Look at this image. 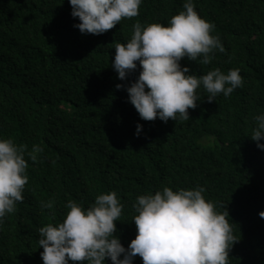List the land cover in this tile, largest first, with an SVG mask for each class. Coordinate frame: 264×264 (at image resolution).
I'll return each mask as SVG.
<instances>
[{
  "label": "trees",
  "instance_id": "1",
  "mask_svg": "<svg viewBox=\"0 0 264 264\" xmlns=\"http://www.w3.org/2000/svg\"><path fill=\"white\" fill-rule=\"evenodd\" d=\"M193 2L215 25L224 52L207 65L184 57L181 66L197 75L239 68L243 85L213 101L198 88L189 119L162 122L142 120L115 87L135 81L138 62L120 80L111 60L134 22L167 24L184 0H142L136 17L99 35L73 26L79 20L68 0H0V138L42 149L35 162L25 157L23 200L0 224V264H43L38 229L62 221L69 199L87 207L101 192L116 191L124 205L116 235L127 248L136 235L137 195L197 185L233 223L228 264H264V150L250 138L264 112V0ZM49 200L53 208H42Z\"/></svg>",
  "mask_w": 264,
  "mask_h": 264
},
{
  "label": "clouds",
  "instance_id": "2",
  "mask_svg": "<svg viewBox=\"0 0 264 264\" xmlns=\"http://www.w3.org/2000/svg\"><path fill=\"white\" fill-rule=\"evenodd\" d=\"M74 24L81 34L99 35L112 29L122 19L136 17L142 0H68ZM215 25L202 18L193 0H184L183 10L173 15L167 24H132V34L126 42H116L111 67L120 80L140 67L139 75L128 85L117 84L127 92L139 117L145 121L167 122L189 119L188 109L198 102L196 90L203 88L207 100L222 93L228 97L242 87L239 68H212L205 74L190 73L180 61L187 57L207 65L215 51L224 52ZM250 138L264 150V112L255 116ZM142 125L137 123L136 135ZM42 149L33 144H17L11 138H0V224L7 214L23 200L28 181L25 157L35 162ZM205 189L173 190L164 186L153 194L137 195L133 203L136 226L135 238L125 248L117 233L116 222L124 205L116 191L101 192L87 207L69 199L62 221L39 227L38 245L43 249V264H133L138 255L142 264H228L229 250L237 241L233 223L225 207L203 195ZM53 201L41 202L42 208L52 209ZM258 215L264 218V211Z\"/></svg>",
  "mask_w": 264,
  "mask_h": 264
}]
</instances>
